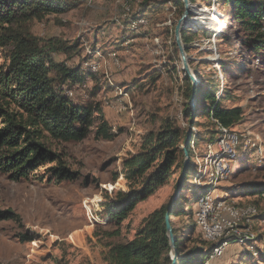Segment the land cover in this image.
Listing matches in <instances>:
<instances>
[{"label": "rangeland", "instance_id": "obj_1", "mask_svg": "<svg viewBox=\"0 0 264 264\" xmlns=\"http://www.w3.org/2000/svg\"><path fill=\"white\" fill-rule=\"evenodd\" d=\"M145 2L80 0V6L66 14L28 23L30 32L39 39L79 42V54L54 57L69 66L80 64L87 72L96 66L97 73L90 71L96 79L76 87L73 97L99 104L116 137L104 141L91 135L81 142L65 144L46 140L78 173L71 182L37 180L52 165L18 182L0 173V210L12 209L22 218V225L0 223V264H104L103 254L109 245L131 240L144 220L175 196L180 169L173 171L165 186L139 203L119 228L107 221L104 205L108 198L119 190H128L124 162L137 155L144 138L167 119L193 132L194 138L200 137L197 145L192 143L199 175L187 184L192 192L182 193L196 214L199 200L211 189L207 183L209 160L222 137L217 134L215 139L216 129L200 115L206 104L198 101L194 92L197 87L200 94L205 87L214 90L222 107H239L243 112L240 122L231 128L239 136L237 158L229 176L213 188V197L238 206L255 204L264 215V195H253L249 188L250 184L264 182V51L256 54L249 49L239 33L238 21L218 0H189L190 10L193 7L197 15L189 14L188 19L197 25L183 29L190 36L188 44L182 39L189 57L187 72L175 37L176 26L187 10L185 1L151 0L144 7ZM9 64L10 50L0 47V76ZM186 106L198 109L193 127L185 117ZM197 185L204 186L198 202L192 196ZM216 215V211L211 212V218ZM258 215L251 226L256 241L229 244L223 257L210 260V264H262L259 257L264 252V219ZM191 224L186 226L191 229ZM188 232L184 237L183 233L172 234L189 249L196 246L193 241L207 240L204 231L196 228L192 242L186 241ZM24 236L31 241H24ZM174 251L171 246V260Z\"/></svg>", "mask_w": 264, "mask_h": 264}, {"label": "trees", "instance_id": "obj_2", "mask_svg": "<svg viewBox=\"0 0 264 264\" xmlns=\"http://www.w3.org/2000/svg\"><path fill=\"white\" fill-rule=\"evenodd\" d=\"M150 1L146 0L143 6ZM218 1L227 14L238 21L239 33L245 37L249 49L256 54L264 51V0ZM79 6L80 0H0V47L10 50V64L0 76V173L12 181L29 179L50 165L37 176L41 183L61 184L77 179L78 173L65 164L46 140L65 144L81 142L91 135L104 141L116 137L99 104L73 97L76 87H84L89 80L96 79L95 75L90 73L91 70L85 71L80 64L69 66L54 57L56 54L69 57L79 54V42L67 44L56 38L39 39L28 28L32 21H42L53 14L63 15ZM188 34L182 33L186 44L190 42ZM202 91L200 94L198 87L194 89L198 101L206 104L200 115L216 129L213 133L217 139V134H222L220 129L237 125L243 112L239 107H222L214 90L205 87ZM192 94V90L189 91L190 99ZM197 112L198 109L191 106L185 108L184 114L191 127L195 125ZM196 140L200 137L194 138L193 132L182 130L167 119L157 131L144 138L139 153L124 162L128 190L115 192L104 205L109 224L119 228L139 203L169 182L175 169L181 170L176 188L184 177L182 192L178 198L153 211L131 240L109 245L103 254L104 264H173L169 255L167 216L172 233H183L184 237L185 231L189 230L185 240L192 242L191 236L199 226L191 201L182 193L192 192L187 184L195 182L199 175L198 164L193 160L198 157H194L192 149V143L197 145ZM186 152L189 160L185 162ZM249 186L253 195H264V182ZM195 187L192 196L198 202L204 186ZM258 211V218L264 219L259 208ZM173 219H177L178 224ZM8 221L22 225V218L15 211L0 210V223ZM191 222L190 229L186 225ZM23 239L31 241L28 236ZM203 240L193 241L196 246L189 249L184 241L175 239V264H205L215 245ZM259 259L264 264V252L260 253Z\"/></svg>", "mask_w": 264, "mask_h": 264}, {"label": "bare ground", "instance_id": "obj_3", "mask_svg": "<svg viewBox=\"0 0 264 264\" xmlns=\"http://www.w3.org/2000/svg\"><path fill=\"white\" fill-rule=\"evenodd\" d=\"M189 21L191 23L194 22L190 19ZM90 70L97 73L98 69L96 68V66H91ZM194 81L195 83H197L199 81L198 77H196ZM220 130L222 131V137L220 138V146L222 148H217V152H215L209 160L211 172L209 177L207 178V183L211 189L207 194L201 197L198 202V207L205 206V213L208 214L210 217L212 211L217 212L216 218L225 217V215L228 214L229 210L230 216L232 218H242V220H230V223L228 224V234L230 235L225 237H217V242L212 232L204 231L206 239L210 242L216 243V246L212 250L205 264H209L210 260L215 255H223L224 249H220V244L247 245L249 242L254 241L256 239V236L254 235L251 229L253 223L252 220L258 215L256 207L238 206L232 202H228L226 199L217 201L213 197V188L229 176V173L231 172L232 162H234L237 158L236 149L240 144L239 136L236 132H233L231 129L227 128H221ZM218 145L219 141L216 146ZM220 160H222V165H220L219 163ZM206 173L207 172L205 171V174ZM204 178L205 175H203L201 179ZM200 184L201 183L199 182L198 185ZM195 217L197 224H199L198 210L195 214ZM201 225L209 226L208 217H201ZM211 226H222V222L220 221V219H211ZM172 262L176 263V252L172 253Z\"/></svg>", "mask_w": 264, "mask_h": 264}, {"label": "water", "instance_id": "obj_4", "mask_svg": "<svg viewBox=\"0 0 264 264\" xmlns=\"http://www.w3.org/2000/svg\"><path fill=\"white\" fill-rule=\"evenodd\" d=\"M184 1H185L187 10H186V13L184 14V16L182 17V19L178 22V25L176 26L175 37H176V43H177L179 51H180V55H181L182 60H183L184 67H185L186 71L189 72V65H188L189 57L186 55V51H185L186 47L184 46V44L182 42L181 34H182V31L185 27H187V28H195L196 27L197 23H195V22L191 23L188 19V15L189 14L197 15V13L192 6H191L192 7L191 9H193V10H190L191 4H190L189 0H184ZM186 158L188 161L189 160V154L187 152H186ZM183 181H184V177L181 178L180 184L178 185L175 196L173 197L172 200L178 198L179 194L182 192ZM167 223H168V237H169L170 245L175 250V244H174L175 238L172 234V228H171V225L169 224V217L168 216H167ZM173 264H175V263L173 262Z\"/></svg>", "mask_w": 264, "mask_h": 264}, {"label": "built area", "instance_id": "obj_5", "mask_svg": "<svg viewBox=\"0 0 264 264\" xmlns=\"http://www.w3.org/2000/svg\"><path fill=\"white\" fill-rule=\"evenodd\" d=\"M217 148L218 149L222 148L220 146V140H219V145L217 146ZM219 163L220 165H222V160H220ZM198 216H199V224H198L199 228L205 232H212V234L215 236L216 242H217V237H225V236L230 235L228 234V224L230 223V220H242V218H232L230 216L229 210H228V214H226L224 218H211L208 214L205 213V206L198 207ZM201 217H208L209 226L201 225ZM211 219H222V226H211ZM228 247L229 245L220 244V249H224V254ZM221 257L223 256L215 255L214 257H212L211 260L221 258Z\"/></svg>", "mask_w": 264, "mask_h": 264}, {"label": "crops", "instance_id": "obj_6", "mask_svg": "<svg viewBox=\"0 0 264 264\" xmlns=\"http://www.w3.org/2000/svg\"><path fill=\"white\" fill-rule=\"evenodd\" d=\"M223 255H224V253H223ZM223 255H222V256H223Z\"/></svg>", "mask_w": 264, "mask_h": 264}]
</instances>
